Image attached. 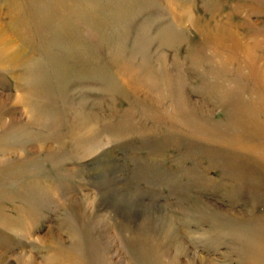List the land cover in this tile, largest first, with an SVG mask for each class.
I'll return each mask as SVG.
<instances>
[{"label":"rangeland","instance_id":"374dc122","mask_svg":"<svg viewBox=\"0 0 264 264\" xmlns=\"http://www.w3.org/2000/svg\"><path fill=\"white\" fill-rule=\"evenodd\" d=\"M214 1L0 0V264H264V2Z\"/></svg>","mask_w":264,"mask_h":264},{"label":"bare ground","instance_id":"6f19581e","mask_svg":"<svg viewBox=\"0 0 264 264\" xmlns=\"http://www.w3.org/2000/svg\"><path fill=\"white\" fill-rule=\"evenodd\" d=\"M205 1H207V6H208V4H210V3H213L214 4V0H205ZM258 2H259V0H258ZM263 2H264V0H263ZM211 6H212V4H211ZM185 15V14H184ZM192 22H194V18H193V16H192V14H190L189 15V17H188ZM179 26H181V25H178L177 24V28H179ZM198 27V29L199 30H202L201 32H203L204 31V34H205V37H209L210 39H211V42H218V40L220 39L218 36H220L221 34H227L228 35V37H230V43L232 44L231 46H230V50L234 53V52H238V51H240L241 49H242V51L244 50V51H251V48L252 49H254L253 47H250L249 46V43H248V45L246 44V43H244L243 41H241V40H238V38L236 39H233V38H231V35H232V37H233V35H236L235 33L236 32H233V31H231L230 29H228V28H225V27H221V25H218V27H214L215 28V32L216 33H213V30H209L207 33H205V30L206 29H204V27H203V29L202 28H200V26H197ZM3 27H1V25H0V47H2V50H4V51H6V52H9L10 54H8L9 55V59H12L14 62H17L20 58H21V55L23 56V52H24V50L22 49V47L21 46H18L17 44L15 45L14 43V40H12V37H10L9 36V34H7V33H5L4 31H3V29H2ZM180 28H182V27H180ZM179 35V34H178ZM207 35V36H206ZM172 36H173V39L174 38H178V36H177V33L175 32V33H173L172 34ZM180 36V35H179ZM208 38V39H209ZM225 38H226V36H225ZM224 39V38H223ZM227 39V38H226ZM175 40V39H174ZM224 42V41H223ZM226 43V42H225ZM217 45V44H216ZM217 46H220V45H217ZM216 48V47H215ZM256 49V48H255ZM245 54L246 55H248V57L251 55L250 53H246L245 52ZM256 55H257V53H256ZM254 56V55H253ZM252 56V57H253ZM253 59V58H252ZM255 59V58H254ZM254 61V60H253ZM255 62V61H254ZM143 65V64H142ZM253 65H254V63H252L251 62V66L253 67ZM144 66V65H143ZM148 66V65H147ZM250 66V67H251ZM251 67V68H252ZM138 69H139V67H138ZM142 69V68H141ZM253 69H254V67H253ZM147 70V69H146ZM149 70H151V69H149ZM133 71H134V69H133ZM143 72H144V70H143ZM138 72L137 74V77H138V79L140 80V82H147V83H150V82H152L153 84L155 83V81L156 80H154V73H152V74H149V71H146V72ZM157 72V71H156ZM257 71H255V70H253V72H252V74H253V78H252V82L254 83V77L258 74V73H256ZM135 73V72H134ZM133 73V74H134ZM159 73V72H158ZM157 73V74H158ZM132 74V75H133ZM254 74H256V75H254ZM252 77V76H251ZM119 78H120V76H119ZM156 79H157V77H156ZM154 80V81H153ZM229 82V81H228ZM252 83V84H253ZM140 85V84H139ZM153 86V85H152ZM148 88H149V86H148ZM148 90V89H147ZM252 88L251 89H249V92H251V96H252V101L251 102H254V98L256 97V94H254L253 92H252ZM241 92V89L239 90V91H235V90H231L230 91V93L229 94H227V99H229V100H232V102H235V100H237L238 98V96H239V93ZM237 106V102L235 103V104H232L231 105V107H233V108H235ZM187 118V117H186ZM90 120V119H89ZM88 120V121H89ZM197 121V120H196ZM195 120L193 121V122H196ZM81 123V122H80ZM82 123H83V125H81V127H80V130H79V134H77V137H79L80 139L83 137V141H87L88 139H90V138H94V136L96 135V131H97V127L96 126H94L93 125V123H92V125H91V123L90 122H87L88 124H89V126L88 127H85V122H83L82 121ZM81 123V124H82ZM198 123V122H197ZM85 124V125H84ZM199 127V126H198ZM212 129V128H211ZM210 129V130H211ZM216 130V129H215ZM210 132V131H209ZM215 133H216V131H215ZM205 134V133H204ZM210 134V133H209ZM227 154H228V152H227ZM232 155V154H231ZM109 158H110V161H113V163H114V165H116L115 164V161H114V159L112 158V156L110 157L109 156ZM242 187H243V185H242ZM172 223V222H171ZM171 226V225H170ZM3 253V252H2ZM25 259H26V257H25ZM24 259V260H25ZM30 259V258H29ZM30 261V260H29ZM260 264V263H259Z\"/></svg>","mask_w":264,"mask_h":264}]
</instances>
